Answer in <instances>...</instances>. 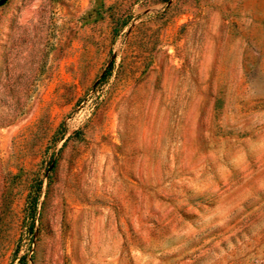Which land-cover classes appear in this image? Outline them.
<instances>
[{
  "label": "rangeland",
  "instance_id": "1",
  "mask_svg": "<svg viewBox=\"0 0 264 264\" xmlns=\"http://www.w3.org/2000/svg\"><path fill=\"white\" fill-rule=\"evenodd\" d=\"M0 264H264V0L1 6Z\"/></svg>",
  "mask_w": 264,
  "mask_h": 264
},
{
  "label": "water",
  "instance_id": "2",
  "mask_svg": "<svg viewBox=\"0 0 264 264\" xmlns=\"http://www.w3.org/2000/svg\"><path fill=\"white\" fill-rule=\"evenodd\" d=\"M8 0H0V7L3 6Z\"/></svg>",
  "mask_w": 264,
  "mask_h": 264
}]
</instances>
